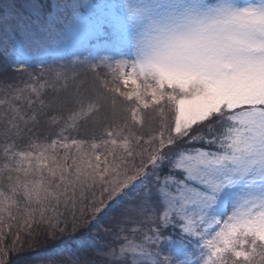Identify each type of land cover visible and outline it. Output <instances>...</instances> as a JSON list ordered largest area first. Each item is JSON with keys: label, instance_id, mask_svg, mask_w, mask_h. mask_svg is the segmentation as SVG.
Wrapping results in <instances>:
<instances>
[{"label": "snow or ice", "instance_id": "snow-or-ice-1", "mask_svg": "<svg viewBox=\"0 0 264 264\" xmlns=\"http://www.w3.org/2000/svg\"><path fill=\"white\" fill-rule=\"evenodd\" d=\"M0 141V224L92 192L100 264H264V0H0Z\"/></svg>", "mask_w": 264, "mask_h": 264}, {"label": "rangeland", "instance_id": "rangeland-1", "mask_svg": "<svg viewBox=\"0 0 264 264\" xmlns=\"http://www.w3.org/2000/svg\"><path fill=\"white\" fill-rule=\"evenodd\" d=\"M90 2L96 3L99 0H90ZM97 188H100L97 185ZM101 189L98 190L101 193ZM61 212H64V215L61 216L58 224H49L47 223V215L45 222L39 221V213L36 214V222L31 223V226L25 225L24 221L26 215L23 217L21 214V220L9 224H5L3 227H0V258L6 259L8 250L16 252L24 248H38L43 246L47 247L53 245V250L59 253V257L56 260L68 261L69 264H85L90 262V264H100L102 257L97 255L98 248L95 247H107V239L113 240L112 236L106 232V229H111L101 221H107L110 217L104 216L99 217L96 220L92 219V213L90 206L85 208L83 212L79 210V206L75 211V218H72L70 213L65 212L63 205L61 206ZM85 214V216H84ZM67 220V222H66ZM112 223H115L114 220H110ZM109 221V222H110ZM111 224V225H114ZM37 224L38 227H35ZM39 229L42 231V235L37 233ZM84 239H88L89 244L92 245L88 248H74L73 244H80ZM66 242L65 244H61ZM73 243V244H72ZM60 245V246H59ZM94 250V251H93ZM0 259L1 261H3ZM81 260V261H80ZM55 262V260H49V262Z\"/></svg>", "mask_w": 264, "mask_h": 264}, {"label": "trees", "instance_id": "trees-1", "mask_svg": "<svg viewBox=\"0 0 264 264\" xmlns=\"http://www.w3.org/2000/svg\"><path fill=\"white\" fill-rule=\"evenodd\" d=\"M45 70H47V69H45ZM28 71L32 72L33 74H37L41 71V68L39 65H33L32 67H30L28 69ZM98 71L101 74V76H105L107 69L101 67L98 69ZM22 78L27 79V76L24 75V76H22ZM82 78L86 79L88 81V83H91L92 79H93V74L85 73V75ZM86 87H87V85H86ZM58 130H59L58 128L49 129V128H43L42 127L40 131H41L42 135H48L52 138H55V133ZM93 131L97 135H99L101 129L100 128L91 129V128H86L85 126H82L79 135H77L76 132L66 133V135L76 136L77 138H84L86 135H89ZM0 142H2V141H0ZM2 163H3V160L0 159V164H2ZM100 189H101V187L97 188V186H96V188L93 190L96 198H100V196H101V193L98 192V190H100ZM106 197H107V194L105 193L104 198L106 199ZM91 200H92V192H89L88 197H87V201H85V204H86L85 208L90 206L88 202H90ZM22 213L23 212H20L19 214H17L14 210V215H17V219L15 221H12L11 223H14L16 221L21 220L22 219L21 218ZM24 215L25 214L23 213V217H24ZM116 215H117V213H115V212L108 213L107 217H110V219L107 221H101L100 225H101V223H103V224H105V226L113 228V225H111V224H113L114 222L112 223L110 220L111 219L114 220L116 218ZM84 216H85V214H84ZM70 217H71V219L75 218L73 216H70ZM66 222H67V220H66ZM7 223L9 224V222L6 220L5 223L0 224V227L3 228L2 230L6 229V227H3V226ZM35 227H38L37 224L35 225ZM37 233H39V235H42V231L40 229ZM107 241H108V244H106L107 246L112 245L114 243L113 240L107 239ZM65 243L66 242H62V243H60V245L65 244ZM53 246H55V243L53 245H49L47 247L41 246V247H39V249L38 248H35V249L34 248H24V250L21 249V250H18L16 252H13L12 250H8V254H7L6 259H2V258H0V259H2L3 261H8L9 264H69L68 261H62L61 262V260H56L59 257V253L52 249ZM73 246L76 249L79 247L81 248L80 244H73ZM95 248H98V247H95ZM50 259L55 260V262H51V261L49 262ZM3 261L0 260V262H3ZM84 262H85V264H90V262H88V261L86 262V260Z\"/></svg>", "mask_w": 264, "mask_h": 264}]
</instances>
